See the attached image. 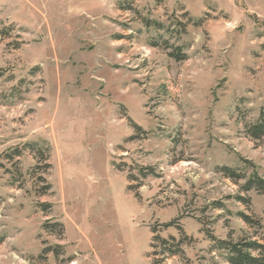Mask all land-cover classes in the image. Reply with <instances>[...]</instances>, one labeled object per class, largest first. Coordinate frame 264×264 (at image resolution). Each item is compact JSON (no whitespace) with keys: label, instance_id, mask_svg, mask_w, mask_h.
I'll list each match as a JSON object with an SVG mask.
<instances>
[{"label":"rangeland","instance_id":"rangeland-1","mask_svg":"<svg viewBox=\"0 0 264 264\" xmlns=\"http://www.w3.org/2000/svg\"><path fill=\"white\" fill-rule=\"evenodd\" d=\"M1 31L0 264H152L171 221L189 239L163 264H229L208 234L264 243V196L218 171L264 176L245 131L264 117V0H0Z\"/></svg>","mask_w":264,"mask_h":264},{"label":"trees","instance_id":"trees-1","mask_svg":"<svg viewBox=\"0 0 264 264\" xmlns=\"http://www.w3.org/2000/svg\"><path fill=\"white\" fill-rule=\"evenodd\" d=\"M199 25L198 22H196ZM142 24L146 28H154L157 31L164 30V26L161 22H158L149 18H142ZM184 29V28H183ZM2 31L0 32V35ZM163 45L162 48L167 51V55L169 58L174 59L175 61H184L187 59V54L184 52L182 46L169 44L167 40L161 42ZM152 46H158V42L151 43ZM135 129L140 130V127L134 124ZM245 131L248 136L252 139H260L264 136V117L260 116L256 121L252 123H248L245 125ZM27 148L33 150L35 149V144H26ZM19 155L20 151H16ZM10 158L9 156H7ZM121 159V158H120ZM113 165L117 170H125L123 162L121 164ZM138 169V174L142 178H146L149 175H156L151 167L146 166H135ZM129 170V169H128ZM127 170V171H128ZM130 171V170H129ZM218 171L221 172L225 177L229 178L234 183H239L240 192L247 193L250 190H255L259 194L264 196V176L258 175L256 171H253L251 174L246 175L244 172H239L237 168H231L227 166H221L218 168ZM14 177V176H13ZM43 179V178H42ZM128 181H136L133 174L128 173L127 175ZM141 185L140 182H137L135 188H138ZM48 187V186H47ZM132 186H128V190L132 191ZM237 200L243 203H249L248 199H245L243 196H236ZM49 206L47 204L44 205V210L48 211ZM238 216L250 227H260V222L258 219H253L251 216L244 214L242 212L238 213ZM176 221H171L169 223H165L160 225V228L155 226L151 227L150 232L153 234L152 241H154V245H158L160 251L158 254L162 255L160 259H152V264H163L164 258L168 256H181L184 257V252L182 249V244H184L187 239V235L182 230L181 225L176 224ZM175 226V228L179 231V237L174 235H169L168 237L161 236L160 232L162 229ZM43 228L49 232L57 231L59 234H62L63 227L59 222H47ZM209 239L212 241V249L222 250L225 252L224 259L229 264H264V243L258 239H252L249 236H244L238 241H233L231 239H217L213 235L208 234ZM156 243V244H155ZM44 252H53L55 255L62 254L61 246L57 245L52 249L46 248L43 250ZM153 255H157L156 252H153ZM150 257V255H148Z\"/></svg>","mask_w":264,"mask_h":264}]
</instances>
